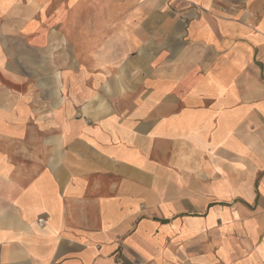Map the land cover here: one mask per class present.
Returning a JSON list of instances; mask_svg holds the SVG:
<instances>
[{
    "label": "crops",
    "instance_id": "0c3cea01",
    "mask_svg": "<svg viewBox=\"0 0 264 264\" xmlns=\"http://www.w3.org/2000/svg\"><path fill=\"white\" fill-rule=\"evenodd\" d=\"M0 264H264V0H0Z\"/></svg>",
    "mask_w": 264,
    "mask_h": 264
},
{
    "label": "rangeland",
    "instance_id": "374dc122",
    "mask_svg": "<svg viewBox=\"0 0 264 264\" xmlns=\"http://www.w3.org/2000/svg\"><path fill=\"white\" fill-rule=\"evenodd\" d=\"M101 6H102V4H101L100 1L93 3V8L94 9H101ZM103 7L104 8H108L109 6L107 4H105V6H103ZM78 20H80V18H78ZM112 73H115V72L112 71ZM109 92L112 93L111 91H109ZM109 101H110L111 104H114V105H117V103L121 102V101H118V100L116 101V97H112V96L109 97ZM82 116L83 115L80 112H78V117H82Z\"/></svg>",
    "mask_w": 264,
    "mask_h": 264
},
{
    "label": "built area",
    "instance_id": "2783aa9c",
    "mask_svg": "<svg viewBox=\"0 0 264 264\" xmlns=\"http://www.w3.org/2000/svg\"><path fill=\"white\" fill-rule=\"evenodd\" d=\"M38 223L42 224L44 222V218L43 217H40L37 219Z\"/></svg>",
    "mask_w": 264,
    "mask_h": 264
}]
</instances>
